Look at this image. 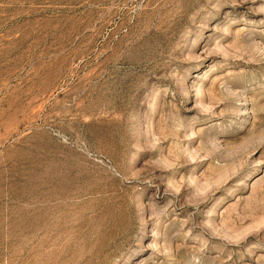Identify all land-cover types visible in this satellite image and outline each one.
<instances>
[{
    "label": "rangeland",
    "instance_id": "1",
    "mask_svg": "<svg viewBox=\"0 0 264 264\" xmlns=\"http://www.w3.org/2000/svg\"><path fill=\"white\" fill-rule=\"evenodd\" d=\"M0 264H264V0H0Z\"/></svg>",
    "mask_w": 264,
    "mask_h": 264
}]
</instances>
